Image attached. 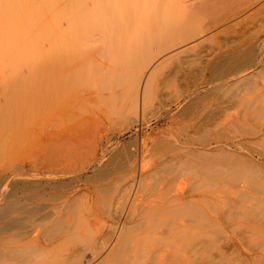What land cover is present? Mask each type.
I'll list each match as a JSON object with an SVG mask.
<instances>
[{
    "label": "rangeland",
    "instance_id": "obj_1",
    "mask_svg": "<svg viewBox=\"0 0 264 264\" xmlns=\"http://www.w3.org/2000/svg\"><path fill=\"white\" fill-rule=\"evenodd\" d=\"M187 1L190 4L193 0ZM258 1L220 0L210 3L213 7L209 5L208 10L203 11V15L197 21L201 23L200 25L203 24L202 26L198 24L201 29L195 25L200 31L197 30V38L194 37L186 43L178 42L177 47L161 52L162 54L158 53L155 57L149 52L137 55L133 61L135 67L132 64L129 67L127 64L126 67L117 66L120 60L112 59L100 41L92 49L84 51L95 56L91 63L93 65L72 67L75 69L69 71L65 81L63 79L54 82L46 76L42 77L41 74L51 73L52 69L42 68L38 59L35 61L37 66H33L34 70H30L31 67L20 69V80H0V177L4 179V184L2 182L3 186L0 188L9 185L11 189L20 183V186L13 190L15 193L12 201L9 198L10 202L8 199L0 202V209L6 205V209L3 208L0 213V264L42 263L44 257L34 256L32 252L35 231L47 229L50 223L57 221L60 213L61 217L66 213L67 218L72 219L78 229L81 228L72 242L67 241L68 244L65 242L61 247L67 250L65 253H69L72 246L77 245L78 247H74L77 249L92 245V238L95 235L110 230L111 222L109 214H106L112 209L110 202L114 200L119 188L128 189L132 185L133 178L137 181L143 180L142 186L138 185L136 189L139 187L138 195H145V199L148 197L167 199L171 196L169 193L171 189L178 188L188 193L197 186L198 189L206 188L201 191L209 195L204 205L207 203L211 205L212 220L204 221L203 224L200 222L194 228L197 237H201L198 234L202 236L204 232L206 234L205 238L203 236L195 240V245L199 243V246H196L199 251L197 259L199 256L200 259L205 257L204 251L201 252L200 249L204 240L209 237L215 242L214 246L222 241L220 247L215 246L217 252L220 248L219 254L216 252L214 254L216 248L213 249L212 255H215L213 263L263 264L264 246L259 244L264 243L260 242L262 237L264 240V235L259 240L261 234L256 232L257 236L252 234L254 236L252 238L248 232L252 230L248 229L254 222L250 223L249 218L246 220L242 215L237 217V210L232 211L230 207L225 206L233 193L240 194L246 185L252 183V178H241L240 174H230L227 169H222L219 157L227 155V152L235 157L240 153L238 156L242 160L250 156V159L254 158L253 164L256 165L254 167L259 168L264 175V143L261 141L264 131L259 133L257 129L249 131L248 128L240 130L242 124L235 120V117L243 121L247 118L254 127L264 130V110L257 111V116L252 111V113L247 111L245 118L243 115L245 113H242L241 109H245L246 105L239 108L240 96H244L242 90L253 91L255 86L264 82V0ZM236 12L241 13L237 15ZM140 65L141 73L144 75L138 99H130L121 94L120 85L115 87L116 91L109 92L111 84L116 86L119 81L124 84L123 79L130 74V69L133 67L136 69ZM89 69L91 71H88ZM116 79L119 81L116 82ZM152 87L153 93L150 92ZM55 89H65L68 92L67 116L74 117H72L74 122L70 118L68 125L70 133L76 135H71V141L67 144L52 143V130L61 128H59L61 122H55L60 119L52 115ZM147 91L149 92L145 96ZM237 91H241L239 100L235 99V94L239 93ZM232 97L237 102H234ZM250 98L252 100L246 102L248 105L264 101V95L259 97V100L255 95H251ZM235 103L239 104L238 109ZM222 105H232L229 107L231 110L227 107V111H232L233 115L228 112L233 117H230L224 106V110L221 108ZM218 106L221 111H226V115L217 109ZM99 110L107 111L109 114L93 118L94 113ZM238 111L242 113L240 116ZM74 115H77V120ZM84 135L96 137L85 142L81 139ZM74 136L77 138L76 141ZM142 161L147 164L143 171ZM217 161L220 162L217 163L220 167L212 169L211 176H208L211 171L207 174L203 172V168ZM156 175L160 182L153 185ZM172 179H174L172 184L166 185V181ZM10 191L12 192V189ZM63 201L70 207L66 209ZM56 208L59 209L56 211ZM247 212L250 216L249 211ZM256 220L262 222L263 219L260 217ZM59 221L60 224L68 223L65 219ZM240 224L241 227L237 228L236 225ZM119 228L122 229L120 226ZM166 229L165 226L163 228L156 226V231L161 233L157 236L154 227L146 244L158 243L160 240L161 243L170 242L172 238L170 236L168 238V234L163 235ZM224 233L232 242H227L228 238L224 237ZM81 235L83 236L80 239ZM183 235L184 241L188 237L187 234ZM84 237L85 240L82 239ZM240 239L245 242V248L240 246ZM86 242L89 244L85 245ZM139 244L140 250L146 246L144 243L142 248V244ZM18 246L22 248L20 251L24 252L25 257L21 256L22 254L15 256L14 253L8 252L14 251ZM234 246L239 250L232 252ZM259 248L261 250H258ZM86 250L90 254L87 248ZM110 250L107 249L91 264L103 262L106 264L105 259L110 255ZM184 250L182 247L179 252L181 254L183 251L182 259L186 255ZM18 257L21 262H18Z\"/></svg>",
    "mask_w": 264,
    "mask_h": 264
},
{
    "label": "bare ground",
    "instance_id": "obj_2",
    "mask_svg": "<svg viewBox=\"0 0 264 264\" xmlns=\"http://www.w3.org/2000/svg\"><path fill=\"white\" fill-rule=\"evenodd\" d=\"M217 1L220 0H193L190 4H188L187 0H0V80L14 81L15 79L21 78L20 71L22 70V67H31L32 69L30 70H34L33 66H37L35 64V61L38 59L40 61V64L42 65V68H47L49 70L52 69L51 73H48L46 75L41 74L42 77L46 76L49 80H54V82H59L63 79L65 81L72 67H78V65L87 64H90L89 66L93 65H91V63H93V61L95 60V56L93 55V53H85L84 51H86V49L88 48L92 49V47H94V45H97V43L100 41L105 45L104 50L109 53L112 59H114L115 61L120 60V63H118L117 66L121 65L126 67L128 65L129 67L130 64L134 66L133 61L137 55L149 52L152 56L154 55L155 57L158 55V53L160 54L161 52L168 51L175 47L177 44L186 43L187 41H190L194 37L198 36V32H200L199 30L201 29L198 26L201 23L199 24L197 23V21L199 20L201 15H203L202 12H206L205 10H208L210 3ZM210 6L211 8L213 7L212 4ZM240 13L241 12H236L237 15ZM196 24L199 30L195 27ZM134 67H131L132 70L129 68L130 74L125 77L126 79H123V81H125L123 82L124 84H121L120 81L116 79V82L119 81L118 84H116V86L112 84L110 85V93L116 91L114 90L115 87L117 88L120 85V93L125 95L126 97H129L130 99H138L140 97V87L144 74L141 73V65L136 67V69H134ZM88 71H91V69H89ZM92 71L94 70L92 69ZM44 72L47 71L44 70ZM55 91L56 92L53 95L54 97L52 103V115L56 116L55 118L60 119V121H53L57 123L61 122V126H59V124H55L59 126V128H61L58 130L57 128H55L56 130H52V143H54V145L59 142H62V144H67V142L71 141V135H76L72 132L70 133L69 131L70 127L68 123L71 120L74 122V120L72 119L73 116L70 117L71 120L67 116L69 112L67 113L66 111V109L68 108V99L66 98V95L68 94V92L65 89H55ZM148 92L149 91H147V93L145 92V96L148 94ZM150 92L153 93V87L151 88ZM240 92L238 94L236 92V94L234 93L235 99L241 95ZM242 93H244V96H240V100L238 98L240 106L239 104H235L237 105V109L238 106L240 108L241 105H246L245 109H241V112L245 113L243 114L244 116L246 115L247 111H252L256 114L257 111L261 112L262 110H264V101H259V103H255L253 105H248L246 103L247 101L250 102L252 100L250 98L251 95H255L258 100L260 99L259 97L264 95V82L258 84V86H255L253 91L250 90L245 92L244 90H242ZM232 100L234 101V98ZM256 101L257 100H254V102ZM234 102L232 103L233 105ZM227 105H222L221 108L224 106L227 111V109L229 107L231 108L232 106ZM219 106L217 107V109L220 110ZM224 107L222 108L223 110ZM230 108L229 110H231ZM223 110L220 111L224 113L223 115H226V111ZM228 111V114L232 112L229 111V113ZM239 113L240 112L238 111V115L240 116L242 113ZM94 114L95 115H93V118L97 119L101 116V114L108 115L109 113L107 111L99 110ZM231 114L230 117L233 115ZM74 116L75 120H77V115ZM227 118H229V116ZM235 120L236 122L239 121V124H242L240 130L242 128H248L249 131L257 129L259 133L264 131L262 129L254 127V125L251 124L252 122H248L247 118L243 121L239 118L236 119L235 117ZM96 123L98 124V121ZM218 123L220 124V122ZM223 123H225V121ZM223 123L221 124L223 125ZM70 125H72V122L70 123ZM251 134L254 133L252 132ZM93 137L96 136L84 135V137H81V139L87 142L91 140L90 138ZM73 138H75V141L77 140L75 136ZM261 141L264 143V137H262ZM240 147L242 146L240 145ZM226 154L227 155L225 156H219L221 157L220 162L222 163L218 161L214 162L209 167L203 168L202 170L207 174L215 167H220V165H222L221 168L227 169V172H229L230 174H240L239 177L241 178H252V183L246 185V187L240 194L236 195L235 193H233L234 195H232V198H230L229 201L227 200L225 206L230 207L232 211L233 209L237 210L239 212V214L238 212L236 213L237 217H240L239 215H242V217L246 220L249 218L248 220L250 223L254 222V225H250V229H248L252 231L248 232H250L252 238H254L253 235H256V232L260 233L261 235H258V239L260 240L261 236L264 235V175H262V171L259 168L254 167L256 166L253 164L254 158L250 159L249 156V158L244 157L246 160H242V158L238 156L240 155V153L237 154V157L229 152H227ZM217 163H220V165L217 166ZM141 164L143 171L147 168V164L145 161H142ZM129 166L127 169H129ZM227 172L225 171V173ZM210 173H208V176L212 175V171ZM130 176H132V174ZM130 176H128V178ZM155 177L156 178L154 179L155 182L153 185H155L157 182H160V179H158L159 177L157 175ZM2 178L0 177V187H2L4 184V179ZM131 180L132 185H130L128 189H125L126 187H123V189H121L122 187L119 188L120 185L118 186V191L117 189H115L114 192L117 191L115 193L117 196L115 195L114 200L110 202V204L112 205V209H110L109 213H106L107 215L109 214V221L111 222L109 228L110 230L104 232L102 231L99 235H95V237L92 238V245L86 242L85 245H87L88 243L89 245H91L90 247L88 245L76 249L74 247H76L77 245L72 246L70 247V252L67 254L65 253L67 250L65 251L61 248L63 245H65V242H72V239L75 238L78 230L81 229H78L79 227H77V225L72 222V219L67 218L66 213L65 216L63 215V217L60 216L62 213H56L59 216L57 221H55L54 223H50L47 229L44 228L45 230L43 229V231L40 229L36 230V234L33 237V245L31 246L34 256L37 255V257H44L45 260H43V262L40 264H91L94 263V261L98 259L107 249L111 250L110 255L107 257V259H105L106 264H217L216 262L213 263L212 261V259L214 260L215 256L212 255V252L213 249L216 248V251L214 250V254L215 252L219 254L218 252L220 251V248L217 252V247L220 242L222 243V241L220 240L219 242L218 238L217 239L219 243L216 244L217 247H215L216 245L214 246L215 242L210 240L208 236H206L208 237V239L204 240L202 238V240H204L205 242L203 241L204 244L203 242H201V245H203L201 246L202 250L200 249V251H204L205 257L203 256V259H200V256L198 259L196 258L197 252H199L196 246L199 243L195 245V240L203 237L206 234L204 232V235L202 236L196 232L199 236H201L197 237V235L194 233V228L200 222H211L210 220H212V217L210 215V211L212 210L210 208L211 205H207L209 203H207L206 206L204 205L206 203L205 199L208 198L209 195L207 196L206 194H204V192L202 193L201 191L202 189L206 188L203 187L202 189H198L199 187L197 186L188 193L180 191L178 188L171 189L169 190L171 196H169L167 199L163 197L155 199L148 197V199H145V195H138L139 187L136 189V186H142L143 180L140 179L137 181V179L135 178ZM173 181L174 179L166 181V185L172 184ZM2 182L3 184H1ZM19 184L20 183H17L16 185L20 186ZM17 186L14 185V187H11L12 192L10 191L11 189L9 188V185L8 187L6 186L3 189L0 188V202L6 201L7 199L9 200V198H11L12 201V196L14 198L15 193V191L13 190H15ZM62 199H64V197ZM209 199H207V201ZM69 203L71 202L69 201ZM261 203H263V205ZM63 205L64 207L66 206V209L69 206L68 203L66 204L64 201ZM60 207L61 209L63 208L62 205ZM3 208L6 209V205H4L0 209V213L3 211ZM57 209L59 208H56V211ZM247 211H249V213L251 214L250 216L249 214H247ZM63 212H65V210ZM260 217L261 219H263L262 222H258L256 220V218ZM61 219L68 220V223L60 224L59 220ZM206 224L207 223H205V225ZM243 224L245 225V223H242V225ZM119 226L122 227V229L119 228ZM156 226L162 228L164 226L165 228L167 227V231L165 230L163 235L168 234V238L170 236L172 240L167 244L163 242L161 243V240L158 243H151L150 245L146 244L148 243L147 241H149L151 231L154 227L155 235H161L160 232L156 231ZM236 227H241V224L238 226L236 225ZM201 232L203 234V231ZM183 234H187L188 237L185 238L184 241L182 238V236H184ZM221 234L222 233H220V235ZM225 234L226 233L223 234L224 237ZM83 235L80 236V239ZM142 236H145V238H143ZM228 237L229 236L225 238L227 239ZM82 239L85 240V237ZM229 239L231 238H228L227 242H232L229 241ZM262 239L260 240V242L262 241L261 243H263L264 241ZM240 240V246H242V248H245V242L242 239ZM86 241H88V239H86ZM139 243L142 244V248L143 245L146 244V246L142 250H140L139 248L141 247V245ZM259 245L264 246V243ZM26 246H28V244ZM182 247L185 248L184 253L186 254L183 259V251L181 252V254H179ZM16 248L14 249V251L9 250L8 252L10 254L12 252L14 253V255L18 254L19 256V254H22L21 256H24V252L21 253L20 251V249L22 248L20 246ZM86 248L90 251V254L87 253ZM236 250H239L237 246H234V250L232 247V252H236ZM258 250H261V248H259ZM224 252L227 253L225 250ZM224 252L222 251L221 253H223L224 255ZM262 255L264 257V253H262ZM19 258L20 257H18V260ZM18 262L21 261L19 260Z\"/></svg>",
    "mask_w": 264,
    "mask_h": 264
}]
</instances>
